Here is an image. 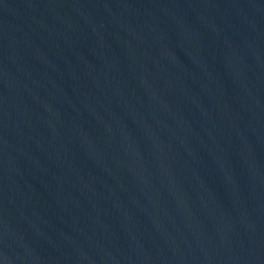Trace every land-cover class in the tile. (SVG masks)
<instances>
[{
  "label": "water",
  "instance_id": "obj_1",
  "mask_svg": "<svg viewBox=\"0 0 264 264\" xmlns=\"http://www.w3.org/2000/svg\"><path fill=\"white\" fill-rule=\"evenodd\" d=\"M0 264H264V0H0Z\"/></svg>",
  "mask_w": 264,
  "mask_h": 264
}]
</instances>
